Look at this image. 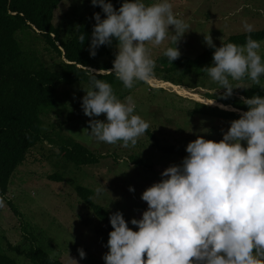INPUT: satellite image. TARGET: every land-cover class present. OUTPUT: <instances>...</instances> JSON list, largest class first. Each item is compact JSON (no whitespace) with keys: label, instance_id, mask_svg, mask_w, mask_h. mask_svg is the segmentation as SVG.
Segmentation results:
<instances>
[{"label":"clouds","instance_id":"1","mask_svg":"<svg viewBox=\"0 0 264 264\" xmlns=\"http://www.w3.org/2000/svg\"><path fill=\"white\" fill-rule=\"evenodd\" d=\"M100 7L94 14L90 55L117 41V54L110 71L91 72L93 89L86 91L82 110L90 119L89 135L97 142L134 147L150 127L136 114L132 96L123 101L112 86L97 76L114 73L125 88L155 77L156 62L150 45L171 39L165 56L173 63L180 58L177 47L189 25L179 18L171 0H124L117 10L110 0H92ZM246 43L214 48L213 64L203 72L232 97L233 81L250 80L264 90V56L261 41L252 38V24L243 22ZM79 40L85 43V35ZM93 71V70H92ZM249 109L232 121L220 142L198 137L187 145L188 155L180 165L168 167L160 182L149 187L141 199L148 209L129 227L122 212L110 216L104 264H264V96L241 97ZM224 110L230 106L220 105ZM106 115L107 122L94 117ZM246 143V146H245ZM104 189H97L99 194ZM135 192L134 188L129 189ZM4 199L0 197V208ZM81 259L86 258L79 249ZM73 264L78 261L71 259Z\"/></svg>","mask_w":264,"mask_h":264},{"label":"rangeland","instance_id":"2","mask_svg":"<svg viewBox=\"0 0 264 264\" xmlns=\"http://www.w3.org/2000/svg\"><path fill=\"white\" fill-rule=\"evenodd\" d=\"M171 2L178 17L189 25L177 47L181 55L191 59L214 49L207 45L205 36L212 38L218 47L234 36L248 34L243 30L244 21L254 26V32L264 30V0ZM93 9L92 0H65L55 20L56 26H60L62 39H68ZM174 46L171 39L159 46L150 45L152 58L166 57V49ZM111 51L116 55L117 46ZM260 53L264 56V43ZM49 57L48 54L45 56L46 59ZM166 84H170L169 87ZM233 84L239 88L233 92L239 98L244 90L258 87L250 80L233 81ZM85 90L66 86L59 90L56 112L48 113L43 119L55 143L45 141L32 150L17 170L8 194L0 196L5 205L0 208V255H7L18 264H32L27 254L37 251H44L63 264H73L71 259L77 260L78 264H104L103 256L109 249L98 231L105 227L79 197L77 187L92 190L97 205L114 213L122 212L129 227L138 231L131 220L141 219L148 209L147 203L141 199L144 191L160 182L168 167L182 164L190 142L198 137L220 142L231 126V123L189 115L196 102L222 109V103L209 99V95L219 97L226 91L218 83L208 78L205 83L194 87H179L154 77L137 86L130 95L136 104V114L150 124L137 144L124 148L120 143L97 142L88 133L93 118L82 110ZM94 119L107 122L106 115ZM60 136L74 139L96 154H103L100 164L79 168L69 162L60 155ZM151 136L159 143H155ZM160 147L175 151L163 156V148L161 153L158 152ZM133 159L142 164L136 165ZM54 176L61 180L51 179ZM130 187L135 189L134 193L129 191ZM98 188L104 190L97 194ZM79 249L86 253L85 259L80 258Z\"/></svg>","mask_w":264,"mask_h":264},{"label":"trees","instance_id":"3","mask_svg":"<svg viewBox=\"0 0 264 264\" xmlns=\"http://www.w3.org/2000/svg\"><path fill=\"white\" fill-rule=\"evenodd\" d=\"M65 0H0V196L10 190L17 170L26 162L29 154L41 143H55L45 128L44 117L50 112L55 113L59 104V90L62 87H81L82 91L93 89L91 72L110 71L116 55L111 49L118 44L113 40L111 45L102 46L97 55L92 57L89 52L93 28L96 24L95 13L106 18L102 8L94 7L92 12L82 21L74 33L63 40L60 26L57 27V12ZM118 10L124 0H110ZM85 35V43L79 40ZM249 34L234 36L226 41L243 45ZM253 39L264 41V30L251 33ZM34 39L31 40L30 38ZM29 41V42H28ZM30 44V46L28 45ZM223 46L220 45L218 47ZM50 55L48 59L46 55ZM214 49L208 50L196 59L183 55L173 63L167 57L155 60V77L179 87H194L209 78L203 69L212 66ZM56 55V57H52ZM108 82L114 94L120 100L130 96L132 90L145 82H136L132 89H127L114 73L97 76ZM264 96L259 87L243 91L242 97L254 95ZM209 95L210 100L216 99L225 106L239 112L249 109L241 98L235 96L222 99ZM190 116H201L219 120L223 124L231 123L240 118V113L195 103ZM150 134V133H149ZM60 155L79 168L100 164L103 154H96L87 146L71 138L62 139ZM155 143L154 136H151ZM160 147V151L162 152ZM164 154L173 153V148H163ZM157 152V153H158ZM133 161L139 166L142 162ZM61 180L59 176L51 177ZM79 197L94 213L95 218L105 228L98 232L102 242L107 245L109 234L114 229L110 224V216L114 212L94 202V192L85 187H77ZM32 264H63L53 260L46 252L37 251L28 255ZM0 264H18L7 255H0Z\"/></svg>","mask_w":264,"mask_h":264},{"label":"bare ground","instance_id":"4","mask_svg":"<svg viewBox=\"0 0 264 264\" xmlns=\"http://www.w3.org/2000/svg\"><path fill=\"white\" fill-rule=\"evenodd\" d=\"M155 81H157V80H155ZM159 83H160V82H159ZM161 84H162V83H161ZM164 84H165V83H164ZM159 85H160V84H159ZM166 85H168V87H169L170 84H166ZM166 85H165V86H166ZM172 87H173V86H172ZM174 88H175V87H174ZM175 89H176V88H175ZM178 90H179V89H178ZM185 91H186V90H185ZM182 92H183V91H182ZM187 92H188V91H187ZM192 95H193V94H191L190 96H192ZM216 104H217V103H216ZM218 105H219V104H218ZM220 105H221V104H220Z\"/></svg>","mask_w":264,"mask_h":264},{"label":"water","instance_id":"5","mask_svg":"<svg viewBox=\"0 0 264 264\" xmlns=\"http://www.w3.org/2000/svg\"><path fill=\"white\" fill-rule=\"evenodd\" d=\"M237 110H235L234 112H236Z\"/></svg>","mask_w":264,"mask_h":264}]
</instances>
